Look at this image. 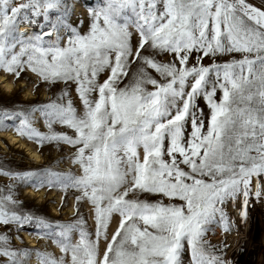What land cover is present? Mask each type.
Wrapping results in <instances>:
<instances>
[{
  "label": "snow or ice",
  "instance_id": "6c2138e0",
  "mask_svg": "<svg viewBox=\"0 0 264 264\" xmlns=\"http://www.w3.org/2000/svg\"><path fill=\"white\" fill-rule=\"evenodd\" d=\"M68 8L66 0H0V70L17 79L29 69L49 83H75L83 104L78 112L65 90L39 108L47 132L35 127L33 111L0 108V129L11 127L40 147L76 146L74 163L82 170L0 174L36 187L75 188L77 200L95 209V238L82 222L57 225V243L70 260L43 254L42 264H184L185 245L191 264H226L206 232L216 223L229 230L226 201L241 197L244 218L250 197L264 196V0L260 7L247 0H101L89 9L86 34L67 23ZM21 23L40 31L22 32ZM193 52L199 55L189 65ZM231 53L242 58L202 63ZM161 54L173 59L162 62ZM201 97L211 113L207 131ZM55 124L74 135L54 131ZM139 193L184 203L150 202ZM19 203L10 186L0 192V224L42 233L53 227L20 211ZM114 214L119 225L108 240ZM101 238L108 241L103 252ZM9 239L0 233L3 264H26L27 250L12 248Z\"/></svg>",
  "mask_w": 264,
  "mask_h": 264
},
{
  "label": "rangeland",
  "instance_id": "374dc122",
  "mask_svg": "<svg viewBox=\"0 0 264 264\" xmlns=\"http://www.w3.org/2000/svg\"><path fill=\"white\" fill-rule=\"evenodd\" d=\"M254 6L260 7L262 0H247ZM69 5L67 23L76 27L81 34H86L92 23V18L89 14V9L92 7H99L101 0H66ZM43 22V21H42ZM23 23L20 24V26ZM31 33V29L30 32ZM61 35L66 39L68 33L64 30ZM199 53L193 52L189 60V65L196 63V56ZM242 58L240 53H231L224 55H217L215 57H204L202 63L210 65L214 61L216 63L230 62L233 59L239 60ZM162 62H169L173 59L171 55L161 54L157 56ZM135 65H133V68ZM0 73H6L9 77L13 78L15 84V91L6 92L0 88V108L14 109V110H31L36 116L35 127L42 132L49 131L46 122L41 118L38 111L51 100L57 99L61 94L67 90L74 106L78 112H83V104L78 96L76 84L69 82L67 85L63 81L49 83L44 81L37 73L25 69L17 79L7 72L0 70ZM108 72L101 73L98 77L99 82H103L108 77ZM131 75V72H130ZM152 75L160 79L159 75L152 71ZM24 82V85L23 83ZM124 83H127L125 79ZM31 86L33 89L34 98L28 100L24 91L27 87ZM123 87V84L120 85ZM151 89V86H148ZM95 96V94H93ZM215 99L219 102L222 99V91L217 90ZM197 104L203 109L204 131H207L210 125V108L204 98H199ZM13 130L9 127L7 130L0 129L2 132ZM53 130L60 133H67L74 135V130L67 128L61 124H55ZM14 131V130H13ZM192 128L190 124L185 127V138L190 136ZM16 134L17 132L14 131ZM19 135V134H17ZM30 144H34L44 160L36 163L32 161L25 151L19 150L15 146L9 144L8 140L0 135V170L11 172H26L29 170L40 173H49L55 171L63 174H81V167L79 164L74 163V154L76 146L70 145L63 141L61 142H47L42 147L37 145L33 139L19 135ZM3 144V145H2ZM167 145V141H166ZM140 157H143V149H139ZM179 159V157H178ZM185 171H189L188 167L181 165ZM208 179V178H206ZM257 178H253L252 188L255 190L257 187ZM259 183L264 185V177L259 178ZM10 186L12 195L20 203L17 205L18 209L22 212H28L34 216L46 219L53 227L46 233L37 232L34 227H24L17 230L14 224L3 225L0 224V233H6L9 236V243L12 248L27 250V255L24 257L26 264H31L34 255L42 264L43 254H48L54 258H64L65 261L70 260V253L65 254L60 245L57 243V233L59 228L57 225H64L68 223L82 222L85 226V231L92 234L95 238V230L97 227L95 220V209L90 200L81 199L77 200L80 196L79 190L72 187H60L47 185L42 187L33 186L30 182L16 181L10 175L0 174V192ZM27 188H34L36 190H45V200L41 201L38 197L27 194ZM60 195V200L57 197ZM140 199H146L150 202L162 201L164 204H183L178 198H168L161 194H148L139 193ZM254 204V205H253ZM52 206L56 207L58 213H55ZM225 214L230 222L228 231L224 230L223 223H216L210 226V230L206 232L205 239L214 247L216 253L221 255L226 261V264H264L262 258V251L264 250V196L259 200L255 198L249 199L247 208V215L239 220L242 210V198L238 197L235 200H228L223 205ZM263 209V212L260 210ZM72 209V212L69 211ZM120 217L114 214L108 227V240L114 234L119 225ZM24 232L29 233L37 244L31 247L27 242ZM251 232V235H248ZM72 242L79 239L78 230H74L71 234ZM108 241L101 238L100 250L106 248ZM253 249V252L251 251ZM250 259V261H248ZM6 260L5 257H0V264ZM184 264H191L190 249L185 245V252L183 254Z\"/></svg>",
  "mask_w": 264,
  "mask_h": 264
},
{
  "label": "bare ground",
  "instance_id": "6f19581e",
  "mask_svg": "<svg viewBox=\"0 0 264 264\" xmlns=\"http://www.w3.org/2000/svg\"><path fill=\"white\" fill-rule=\"evenodd\" d=\"M30 25L28 24H22L20 26V31L22 32H30ZM24 85V82H22ZM0 88L6 92H13L15 91V84L13 82V78L9 77L6 73H0ZM25 96L27 97L28 100H31L32 98H34L33 95V89L31 88V86L27 87L26 90L24 91ZM2 137L4 136L10 145L15 146L16 148H18L19 150H23L26 152V154L29 156V158L32 161H35L36 163H39L41 161L44 160L43 156L40 154V152L37 150L36 146L34 144H30L28 143L26 140H24L22 137H20L19 135H17L13 130H9L7 132H2V134H0ZM3 145V144H2ZM256 189V188H255ZM254 190V189H253ZM27 194L31 195V196H36L38 197L41 201L45 200V190L40 189V190H36L34 188H27L26 189ZM58 201L60 200V195L57 197ZM254 205V204H253ZM52 209L54 210L55 213H58V210L56 207L52 206ZM260 210L263 212V209L260 208ZM70 212H72V209H69ZM242 216H239V220H241ZM251 235V232L248 234ZM24 236L27 240L28 243H30L31 247L36 246L37 241L36 239H34L29 233L24 232ZM251 251L253 252V249L251 248ZM262 258L264 260V250L262 251ZM248 261H250V259H248ZM32 263L31 264H39V260L37 259V257L34 255V257L32 258Z\"/></svg>",
  "mask_w": 264,
  "mask_h": 264
},
{
  "label": "trees",
  "instance_id": "16d2710c",
  "mask_svg": "<svg viewBox=\"0 0 264 264\" xmlns=\"http://www.w3.org/2000/svg\"><path fill=\"white\" fill-rule=\"evenodd\" d=\"M37 23L38 24L39 23H42V19L41 20H38ZM28 25H30V24H28ZM30 27H31V33H33V32H39L40 31V29L38 27L34 26V25H30Z\"/></svg>",
  "mask_w": 264,
  "mask_h": 264
}]
</instances>
